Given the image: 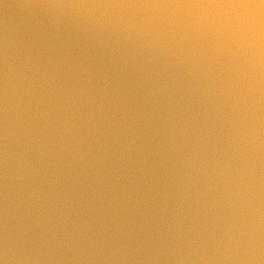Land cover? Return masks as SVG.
Returning <instances> with one entry per match:
<instances>
[{"label": "water", "instance_id": "95a60500", "mask_svg": "<svg viewBox=\"0 0 264 264\" xmlns=\"http://www.w3.org/2000/svg\"><path fill=\"white\" fill-rule=\"evenodd\" d=\"M0 264H264V0H0Z\"/></svg>", "mask_w": 264, "mask_h": 264}]
</instances>
